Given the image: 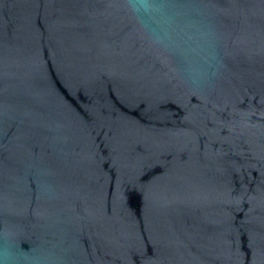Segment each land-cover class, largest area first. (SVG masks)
Here are the masks:
<instances>
[{"label": "water", "instance_id": "1", "mask_svg": "<svg viewBox=\"0 0 264 264\" xmlns=\"http://www.w3.org/2000/svg\"><path fill=\"white\" fill-rule=\"evenodd\" d=\"M0 264H264V0H0Z\"/></svg>", "mask_w": 264, "mask_h": 264}]
</instances>
